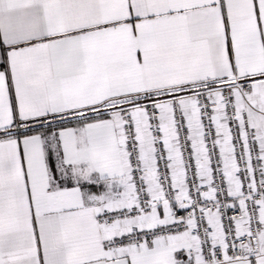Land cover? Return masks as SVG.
Wrapping results in <instances>:
<instances>
[{
  "label": "snow or ice",
  "instance_id": "1",
  "mask_svg": "<svg viewBox=\"0 0 264 264\" xmlns=\"http://www.w3.org/2000/svg\"><path fill=\"white\" fill-rule=\"evenodd\" d=\"M0 264H264V0H0Z\"/></svg>",
  "mask_w": 264,
  "mask_h": 264
}]
</instances>
